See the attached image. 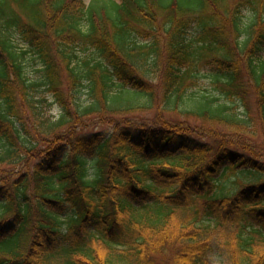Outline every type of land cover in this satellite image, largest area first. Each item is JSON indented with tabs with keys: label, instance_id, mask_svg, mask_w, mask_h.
<instances>
[{
	"label": "trees",
	"instance_id": "16d2710c",
	"mask_svg": "<svg viewBox=\"0 0 264 264\" xmlns=\"http://www.w3.org/2000/svg\"><path fill=\"white\" fill-rule=\"evenodd\" d=\"M0 165V264H264V0H0Z\"/></svg>",
	"mask_w": 264,
	"mask_h": 264
},
{
	"label": "rangeland",
	"instance_id": "374dc122",
	"mask_svg": "<svg viewBox=\"0 0 264 264\" xmlns=\"http://www.w3.org/2000/svg\"><path fill=\"white\" fill-rule=\"evenodd\" d=\"M86 1H89V0H86ZM19 43H21L20 46H25L24 42L20 41ZM199 122H200V120H198V119H192L191 120V123L193 126H196ZM100 127L103 128L105 126H100ZM90 130H92V129H89V128L87 129V131H90ZM35 162H37V160H32L29 162L31 168L33 167ZM11 169H13V168H11L8 165H0V182H1L2 177L5 176L8 173V171H10ZM16 169H18V168H16ZM33 185H32V188H30V191H32V189H34ZM210 260H211L212 264H229L227 251L220 248V247L216 248L214 251H212L210 253Z\"/></svg>",
	"mask_w": 264,
	"mask_h": 264
}]
</instances>
